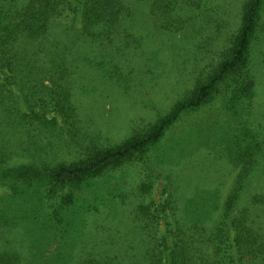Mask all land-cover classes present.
<instances>
[{
	"label": "trees",
	"instance_id": "1",
	"mask_svg": "<svg viewBox=\"0 0 264 264\" xmlns=\"http://www.w3.org/2000/svg\"><path fill=\"white\" fill-rule=\"evenodd\" d=\"M227 11L0 0V264H264V0L221 43ZM146 77L175 100L105 145L76 91L129 100Z\"/></svg>",
	"mask_w": 264,
	"mask_h": 264
},
{
	"label": "rangeland",
	"instance_id": "2",
	"mask_svg": "<svg viewBox=\"0 0 264 264\" xmlns=\"http://www.w3.org/2000/svg\"><path fill=\"white\" fill-rule=\"evenodd\" d=\"M224 1L226 2L228 8L226 18L228 19L229 24L226 34L220 39L221 43H223L225 38L238 30L244 0H219L221 4ZM214 54L212 52L213 56ZM206 60L210 62V59ZM178 75L179 72L168 71L165 72L162 77L168 79L170 85L169 87H173L171 85H174V88L177 89L178 87H176V84L178 82ZM195 75L196 73L192 76V78ZM167 76H169V78H167ZM99 77L100 76L98 75L94 76L93 79L90 77L91 79H88L89 85H97L99 82L98 79H100ZM103 82L108 85V83L104 80ZM142 85L145 88L134 89L131 94L132 98L129 100L125 99V96L117 98L114 96V90L107 89L100 90L99 92H95L91 95L89 94L91 98L85 100L86 97L83 98L80 95L79 90H77L76 97L78 98V108L83 124L93 133L100 134L102 136L101 140L105 145L113 144L114 142H120L122 139H125L132 127L139 125L142 126L147 123L154 115L156 116V113L163 111L165 107L175 100L173 90H160L157 93L150 91V82L147 77L143 80ZM108 92L112 94L110 95ZM102 93H107L108 96L104 99V97L101 96ZM222 111L221 102L217 101L206 107L203 110V113L209 116H214ZM260 112L263 116L264 109ZM194 126L197 127V124H194ZM197 128L199 129V127ZM180 137H182L180 138V141L185 143L194 138H189V135H186V138H183L184 133H182ZM198 144L199 142L196 139L193 140V146H198ZM76 154L77 153L75 152L73 156ZM158 188L160 187H155V195L157 199L160 198Z\"/></svg>",
	"mask_w": 264,
	"mask_h": 264
}]
</instances>
